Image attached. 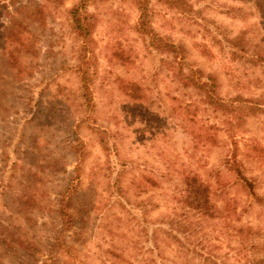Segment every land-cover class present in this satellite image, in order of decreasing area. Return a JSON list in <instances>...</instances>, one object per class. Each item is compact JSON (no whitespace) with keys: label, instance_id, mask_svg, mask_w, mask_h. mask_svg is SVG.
Wrapping results in <instances>:
<instances>
[{"label":"rangeland","instance_id":"obj_1","mask_svg":"<svg viewBox=\"0 0 264 264\" xmlns=\"http://www.w3.org/2000/svg\"><path fill=\"white\" fill-rule=\"evenodd\" d=\"M147 5L0 0V264H264V0Z\"/></svg>","mask_w":264,"mask_h":264},{"label":"trees","instance_id":"obj_2","mask_svg":"<svg viewBox=\"0 0 264 264\" xmlns=\"http://www.w3.org/2000/svg\"><path fill=\"white\" fill-rule=\"evenodd\" d=\"M131 1L138 7V10L140 13V17H139L140 23L138 24L137 30L140 33L145 32V27L148 24V19L150 18V15L148 14L147 0H131ZM70 16H71V21L73 22L75 29H77L81 33L82 32L88 33L87 28L84 27L83 20L79 16L78 8H74L73 10H71ZM154 43H160V41H153L152 44H149V45H154ZM151 47H154L155 49H157V51H161V50H158L160 48H156L155 46H151ZM203 86L206 89L207 85H203ZM213 89H214V86L211 83L208 87V92L207 93L205 92L207 102L211 107L219 104V100L216 97L215 93L213 92ZM228 163H230V162H228ZM231 164H233V167H231L230 170L237 175V178L239 179V181L241 183H243L248 190H250L249 195H251V197L256 200L257 196H256V194H254V186H253L254 184L251 183L252 180L247 179L243 175V173H242L243 170H242L239 162L237 164L236 161H233V162H231ZM256 203H258L264 207V199L263 198L256 200ZM64 215L67 217L66 214H64Z\"/></svg>","mask_w":264,"mask_h":264}]
</instances>
